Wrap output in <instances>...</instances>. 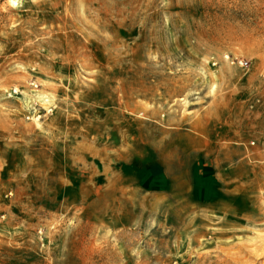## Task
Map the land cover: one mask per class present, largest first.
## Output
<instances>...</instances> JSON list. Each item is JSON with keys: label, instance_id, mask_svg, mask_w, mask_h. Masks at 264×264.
<instances>
[{"label": "rangeland", "instance_id": "1", "mask_svg": "<svg viewBox=\"0 0 264 264\" xmlns=\"http://www.w3.org/2000/svg\"><path fill=\"white\" fill-rule=\"evenodd\" d=\"M0 264H264V0H0Z\"/></svg>", "mask_w": 264, "mask_h": 264}, {"label": "clouds", "instance_id": "2", "mask_svg": "<svg viewBox=\"0 0 264 264\" xmlns=\"http://www.w3.org/2000/svg\"><path fill=\"white\" fill-rule=\"evenodd\" d=\"M10 2L15 6V4L18 2V0H10Z\"/></svg>", "mask_w": 264, "mask_h": 264}, {"label": "crops", "instance_id": "3", "mask_svg": "<svg viewBox=\"0 0 264 264\" xmlns=\"http://www.w3.org/2000/svg\"><path fill=\"white\" fill-rule=\"evenodd\" d=\"M204 134H206L205 132L203 133V136H204ZM230 134V133H229ZM232 137H235V135L234 134H232Z\"/></svg>", "mask_w": 264, "mask_h": 264}]
</instances>
